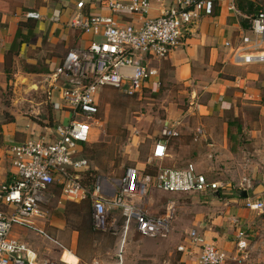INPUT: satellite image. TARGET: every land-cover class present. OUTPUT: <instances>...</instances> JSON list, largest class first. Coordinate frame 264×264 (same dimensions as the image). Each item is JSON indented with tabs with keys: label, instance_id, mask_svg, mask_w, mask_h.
Segmentation results:
<instances>
[{
	"label": "crops",
	"instance_id": "crops-1",
	"mask_svg": "<svg viewBox=\"0 0 264 264\" xmlns=\"http://www.w3.org/2000/svg\"><path fill=\"white\" fill-rule=\"evenodd\" d=\"M79 1L84 3L85 15L112 16L120 26L139 28L145 19L137 14L111 13L98 0H0V186L14 179V170L10 164L12 146L31 139L54 141L56 127L66 124L71 118V111L60 100L58 90H51L47 78L61 64L69 50L83 48L93 38L69 26ZM181 1L183 0H150L147 17H158ZM238 2H241L240 8ZM250 2L256 11H264V1L236 0L235 7L239 14L228 10L229 1H216L198 20L183 28L179 45L165 59H147L136 54L141 65L157 70L155 78L142 83L139 94L144 89L155 90L162 86L174 89L186 86L212 93L209 103L195 104V108L183 115V120L197 110L194 114L198 117L197 122H205L209 132L195 128V140L198 142L196 146L216 148L217 152H223L224 149L228 159L235 158L237 146L244 145V153L252 149L254 152L260 151L261 147L255 145H260V139L263 140L261 134L264 133V64L235 65L231 62L229 49L225 47L226 42L236 44L241 36L249 34V29L244 28L242 22L246 24L250 17L245 13L248 9L246 5ZM27 11L37 12L40 19H23L21 15ZM100 93L101 90L96 98L97 104ZM241 96V106L245 107L244 113L247 116H244L245 123L248 122L247 126L251 128L254 126L253 132L256 134L248 141H241L238 131L242 125L241 120L244 121L237 103ZM53 104H58L59 109H55ZM136 119L138 122L141 120ZM183 120H168L164 124L174 126L180 135L176 140H183L182 143L186 145L184 139L190 140L191 133L188 138L187 134L182 137L186 126ZM210 121L219 126V133L210 126ZM141 122L143 123H138V127L143 129L145 122ZM149 126L150 124L146 126V130ZM198 130H202L203 135L197 136ZM134 134L135 152L130 158L134 165L132 167L149 172L162 163L178 165L176 152L174 153L176 148H169V142L175 139L168 142L167 156L163 161H149L154 144L160 138L149 145L147 157L138 161L139 132ZM207 140L212 142L205 145L203 142ZM248 145L251 149H248ZM77 149L80 151L77 155L84 158L81 155L83 146ZM259 168L262 169L260 164L252 166V177L258 182L255 186L252 185V189L245 191L246 197L241 195L243 190L238 185L224 187L221 184L222 188L218 191L197 193L200 196L209 195V198L203 197L201 201L197 198L176 200V207L173 209L175 215L172 213L169 231L177 233L176 242L182 244L177 246V251L178 247L184 249L178 251V264H200V247L192 244L189 238L192 230L227 255L225 264H264V210L245 208L248 201L264 203V172L259 171ZM90 172L88 161L86 173ZM105 178L103 175L95 176L94 183L100 184L106 197H112L118 188L107 193L103 185ZM56 189L61 195L60 186L54 185L49 203L43 205L42 210L55 200ZM64 200L66 199L61 195L58 201L60 214L51 220L57 237L66 244L67 252L76 258V264H103L93 251H97V245L91 235L94 233L91 213L88 214L85 225L71 226L67 220L70 215L77 218V211L82 203H63ZM149 201L147 198L146 206ZM148 214L152 215L150 212ZM111 219L117 227V219ZM34 222L36 226L45 224L40 217L35 218ZM22 231L23 229H18L12 236L20 239L24 235ZM240 231L245 233L248 243V248L241 253L235 245L236 235ZM86 236H89L87 243L91 249L90 256L86 255L84 249L86 241L83 239ZM35 253L39 255L37 251Z\"/></svg>",
	"mask_w": 264,
	"mask_h": 264
},
{
	"label": "built area",
	"instance_id": "built-area-1",
	"mask_svg": "<svg viewBox=\"0 0 264 264\" xmlns=\"http://www.w3.org/2000/svg\"><path fill=\"white\" fill-rule=\"evenodd\" d=\"M216 1H229L228 10L239 14L236 0H183L155 18L147 17L150 0H98L111 13L144 16L143 24L135 28L118 25L112 16L85 15L83 1L76 4L69 26L93 38L85 47L69 50L47 78L51 90H58L60 100L71 111V118L56 127L54 141L31 139L10 148L15 171L13 181L0 186V264H53L39 263L35 251L15 239L11 232L17 225L29 229L36 227L34 219L43 216L41 207L49 203L54 185L60 186L64 199L90 204L95 231L115 229L111 214L118 212L125 229L134 223L136 231L147 238L168 235L174 208L173 203H168L164 218L148 214L146 203L151 189L168 194H192L222 188L218 181H209L199 173L192 163L182 168L156 166L154 174L129 167L116 193L106 197L100 184L88 187L82 183L88 161L77 155L80 153L77 148L89 143L91 123L98 114L99 90L112 88L125 97H134L143 82L157 76V70L141 65L136 54L147 59H165L179 45L183 28L198 20ZM21 17L40 19L33 11L24 12ZM225 47L235 65L264 64V11L259 10L253 16L248 35L241 36L236 44L226 42ZM53 107L59 109L58 104ZM201 135L202 130H198L197 136ZM179 136L174 126L165 123L149 161H163L168 142ZM238 188L248 191L252 189V181L243 177ZM245 208L263 211L264 203L248 201ZM189 238L192 244L200 247V264H225L227 255L213 243L205 241L195 230L190 231ZM235 245L239 253L248 248L244 232L237 233ZM183 250L178 247V251Z\"/></svg>",
	"mask_w": 264,
	"mask_h": 264
},
{
	"label": "rangeland",
	"instance_id": "rangeland-1",
	"mask_svg": "<svg viewBox=\"0 0 264 264\" xmlns=\"http://www.w3.org/2000/svg\"><path fill=\"white\" fill-rule=\"evenodd\" d=\"M179 87L174 89L162 86L161 89H144L134 97H125L114 89H101L98 98V114L91 123L92 130L89 143L82 149L81 154L89 161L91 171L90 174L88 173L89 175L83 174L82 181L84 184H90L95 181V176L103 175L106 177L103 183L106 192L116 190L123 172L134 166L130 158L135 152L134 133L136 131L139 132V146L137 148L140 156L138 161H141L149 154V145L155 139L160 138V132L165 121H182L183 115L188 113L189 109L195 108V104H206L212 99V93H205L203 89ZM242 101L241 96L237 103L240 105L239 113L244 121L241 120L242 125L238 131L240 140L248 141L247 139H251V136L256 134L253 132L254 126L252 125L253 128H251L247 126L248 122L245 123L244 116L246 118L247 116L244 113L245 107L241 106ZM195 113L197 110L192 111L183 120L186 122V126L183 128L182 137L184 138L187 134L186 137L188 138L189 133H191L190 140L184 139L186 145L182 143L183 140L179 139L169 142L171 150L176 148L174 153L176 152L178 165L162 163L156 166L182 168V166L192 163L209 181H218L224 187L237 186L243 177L250 179L252 185L255 186L258 181L252 177V166L260 164L262 169L259 168V171L264 172V133L261 134L263 140L260 139V145H255L261 147L260 151L254 152L252 149V151L244 153V145L237 146L235 147L237 148L234 153L235 158L228 159L224 149L223 152H217L215 151L216 148L196 146L198 142L195 140V128L204 129L205 132L206 130L209 132V129L205 122H197L198 117L194 115ZM252 115L253 113H251ZM136 117L141 118L140 122ZM142 120L145 122V127L140 129L138 123H143ZM215 123L209 122L214 131L219 133V126ZM149 124V129L146 130V126ZM135 129L136 131H134ZM211 142L212 140H207L203 143L206 145ZM203 143L201 146H204ZM248 149H251V146L248 145ZM11 168L14 170L12 164ZM149 171L154 173L155 168L153 167ZM60 197V192L56 189L55 200L46 209H43L41 218L45 223L44 225L31 229L23 226L20 228L17 227L18 225L12 228L11 235L16 230L23 229L22 233L25 236L22 235L20 239H17L24 242L31 250H36L39 253V255L37 254L39 263L47 261L53 264H76L77 262L73 254L67 252L66 244L57 237L56 229L51 224V220L60 214L58 210ZM203 197L209 198V195L200 196L197 193L168 194L151 189L147 197L150 201L149 205L146 206V211L154 217L164 218L168 212V203H173V209H175L177 199L187 201L191 198H197L198 201L199 199L201 201ZM64 202L71 203L68 200H64ZM89 213H91L90 204L82 203L78 208L77 218L70 215L67 223L74 227L80 224L81 226L85 225ZM173 215H175V210H173ZM111 217L117 219L116 230L98 232L93 229L94 233H91L97 245V251L95 249L93 251L97 253V259L103 264H178L177 246L182 244L176 242L177 233L170 230L165 238H147L136 231L134 223L125 229L124 220L118 212L112 213ZM88 238L89 236H86L83 240L86 241L84 244L85 253L90 256L91 249L88 248Z\"/></svg>",
	"mask_w": 264,
	"mask_h": 264
},
{
	"label": "trees",
	"instance_id": "trees-1",
	"mask_svg": "<svg viewBox=\"0 0 264 264\" xmlns=\"http://www.w3.org/2000/svg\"><path fill=\"white\" fill-rule=\"evenodd\" d=\"M240 5H241V2H238V6H239V8H240ZM247 7H248V9L245 11V13H246V15L247 16H250L249 17V19L247 20V23L245 24V22H242V25L244 26V28H246L247 30L249 29L250 30V27H251V19L253 18V16L259 11H256L257 9L256 8H254V6H253V3H248L247 5H246ZM248 24V25H247ZM87 146V144L86 145H84L83 146V148H85ZM125 172V171H124ZM124 172H123V174H124ZM146 172V171H145ZM146 173H148V174H154V173H151L150 171L148 172H146ZM86 174V173H85ZM88 174V173H87ZM86 174V175H87ZM90 174V173H89ZM88 174V175H89ZM123 174H122V176H123ZM121 176V177H122ZM82 183H83V181H82ZM94 182H92V183H90V184H84V185H86V186H88V187H90L92 184H93ZM82 203H88V202H82ZM89 204V203H88Z\"/></svg>",
	"mask_w": 264,
	"mask_h": 264
},
{
	"label": "water",
	"instance_id": "water-1",
	"mask_svg": "<svg viewBox=\"0 0 264 264\" xmlns=\"http://www.w3.org/2000/svg\"><path fill=\"white\" fill-rule=\"evenodd\" d=\"M241 195L243 196V197H246V192L243 190V191H241Z\"/></svg>",
	"mask_w": 264,
	"mask_h": 264
}]
</instances>
